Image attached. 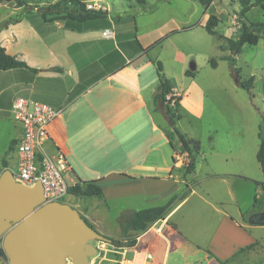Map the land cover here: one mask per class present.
<instances>
[{"label":"crops","instance_id":"0c3cea01","mask_svg":"<svg viewBox=\"0 0 264 264\" xmlns=\"http://www.w3.org/2000/svg\"><path fill=\"white\" fill-rule=\"evenodd\" d=\"M80 1L106 12V17L83 23L45 22L37 13H26L19 23L3 27L23 9L0 4L5 11L0 16V46L36 70L0 71V163L10 171L17 166L23 129L10 112L17 98L63 108L49 127L46 149L66 156L72 168L67 177L71 187L94 181L101 188L103 197L93 203L94 213L89 205L86 213L74 207L97 231L121 233L122 223L133 212L183 197L154 228L130 232L137 236L134 247L107 245L97 256L98 264H264V224L259 223L264 190L258 184L264 182V175L257 161L264 117V66L255 68L262 71L259 81L251 75L252 92L260 100L243 110L249 115L240 111L236 126L226 122L233 115L217 113V102L209 97L215 87L209 69L215 71L220 62L228 66L226 59L231 55L220 49L225 41L218 36L232 38L239 28L225 34L217 27V35L209 34L204 27L211 14L226 27L231 20L224 23L216 3L205 11L197 1L199 16L162 33L164 37L179 31L147 56L129 44L136 38V20L132 18L133 30L131 18L120 20L112 12L132 9L141 26L175 0H155V4L144 0L129 9H115L110 0ZM254 8L243 21L252 22L249 15ZM143 38L147 37L137 38L143 49L157 41L143 44ZM242 53L243 49L234 57L236 69ZM153 59L162 63L165 77L174 85L175 127L197 144L192 172L187 171V155L177 154L169 142L171 128L163 114L168 103H155L159 77ZM211 60H216V67ZM228 102L224 106L237 112L234 102ZM205 118L222 126L213 129L208 123L207 135L199 137L195 129ZM159 226L161 232H157Z\"/></svg>","mask_w":264,"mask_h":264},{"label":"trees","instance_id":"16d2710c","mask_svg":"<svg viewBox=\"0 0 264 264\" xmlns=\"http://www.w3.org/2000/svg\"><path fill=\"white\" fill-rule=\"evenodd\" d=\"M8 2L14 1L16 8H22L23 12L21 15L12 18L5 26L9 24L19 23L24 14L26 13H37L45 22H59V21H68L73 20L80 23L87 22L94 19L105 18L107 13L101 10H95L87 6V4L80 0H60L56 3L49 4L44 8H37V6H30L25 0H7ZM198 3L204 8L205 11L208 10L211 4L215 3L218 0H197ZM241 9L238 14V23H239V33L236 38H226L221 35L218 36L219 39L225 41V46H221V50H229L231 55L226 59L231 75L237 79V85L241 89L245 90L252 96L254 79H250L247 82L240 81L238 76V69L234 68V57L242 52V49L245 46L255 47L259 44L261 40H264V22H245L243 21L246 18L247 13L254 7L260 8L264 16V0H240ZM221 20L211 14L206 25L205 30L211 35H217L215 29L219 27ZM190 28H184L182 31H187ZM179 31H172L168 35L160 38L155 43L143 49L139 44L138 40L134 41L138 44V51H142L144 54L149 56L150 53L157 50L163 42L169 38L171 35L177 34ZM212 67L217 66L216 60L210 61ZM153 64L156 67L157 74L159 77V84L157 94L155 95V103L157 105L164 106L168 103L167 97L173 98L175 103H178V99L173 97L174 85L172 82L167 79L164 75V69L162 63L153 59ZM18 68H28L33 72H36L35 69L29 68L24 62L18 60L17 58L9 55L5 48L0 46V71H8ZM187 75H191L190 72H187ZM164 116L167 118L169 128L171 131L168 132L169 142L177 154L187 155L189 162L187 163V171L192 172L195 169V161L193 157V149L197 148V144L187 140L175 127V121L169 114V110L163 111ZM259 139H260V148L257 153V161L261 166V170L264 175V117L262 118L260 124ZM178 143L181 145V148L178 147ZM264 190V182L258 183ZM69 194L76 198H102L103 192L101 188L95 185L94 181L80 182L77 185L69 189ZM180 195L174 196L167 203L161 206L142 209L135 211L131 214L130 217L124 222L122 227L123 236H129L130 232L134 231L136 233H141L146 231L152 224L163 220L167 215L172 204L178 199H182ZM111 245L120 248H132L137 243V236L128 237L123 240L112 239ZM5 257V256H4ZM6 258V257H5ZM7 260V258H6ZM1 261V259H0Z\"/></svg>","mask_w":264,"mask_h":264},{"label":"water","instance_id":"95a60500","mask_svg":"<svg viewBox=\"0 0 264 264\" xmlns=\"http://www.w3.org/2000/svg\"><path fill=\"white\" fill-rule=\"evenodd\" d=\"M0 241L8 264H90L99 253L92 242L111 244L70 204L46 203L41 182L26 187L9 170L0 177Z\"/></svg>","mask_w":264,"mask_h":264},{"label":"rangeland","instance_id":"374dc122","mask_svg":"<svg viewBox=\"0 0 264 264\" xmlns=\"http://www.w3.org/2000/svg\"><path fill=\"white\" fill-rule=\"evenodd\" d=\"M25 1L30 3L33 6L37 5L40 8H44L48 6L49 4H53L56 2V0H25ZM110 1L112 4L114 3L115 9H123L125 6H128V9H129V7L138 6L137 5L138 2L143 3L144 0H139V1L135 0L133 1V4L129 2L126 3L127 0H120V1L110 0ZM148 1L151 4H155V0H148ZM215 3L220 10V16H222L224 23L230 22L231 20L228 27L224 25H219L218 29L220 30V32H223L225 34H228V33L231 34L235 30L236 27L239 28L240 26L238 23V20H239L238 14L241 9L240 0H218ZM0 4H7L9 8H14L15 2L14 1L8 2L7 0H0ZM210 7L208 8L207 11H209ZM163 8H164L163 11H159L158 13L156 12L155 14H153L152 17H150L151 18L150 22H144L145 24H142L141 25L142 27L137 24V16L133 17L134 11L132 9L129 10L128 12L114 11L112 12V14L115 17H118L120 20H123L125 18L126 19L131 18V20H129V23L133 24L132 26L133 28H134L135 20H136V31H137L136 33L137 34L135 36L136 37L135 39H137L139 36L141 37L146 36L147 38L145 39L143 38V42H142L143 44L149 43L152 40H156V39L158 40L162 37L161 36L162 33H165L168 30L177 29V27H179L178 25L181 26V25L187 24L193 21V18L196 19L197 15L199 16L198 8H197V0H194V2H192V0H175L172 6H165ZM181 9L187 10V12L180 11ZM9 11L11 12L12 10H9ZM4 12H5L4 9H0V16ZM132 18H134L135 20H133ZM249 19L254 23L264 22V16L260 8L255 7L254 10H252V12L250 13ZM133 30H135V28ZM238 33H239V29H238L237 34ZM235 34H236L235 32L231 34L232 38H236L238 36L237 34H236L237 36H235ZM134 40H132L129 44L131 46H134L135 50L138 51V44ZM263 61H264V42L259 43L255 47L245 46L243 48V53L240 59H238V64H239L238 76H239L240 81L247 82L250 79H253L251 78L252 77L251 75H255L256 76L255 79L259 81L260 78L258 75H260L262 71L260 70L257 71L255 70V68L261 69V66L262 65L264 66ZM228 66L224 62L222 63L220 62L219 67L215 71H212L211 69H209V72L211 73L212 78L215 80V87L211 91L210 93L211 95L209 97L217 102L216 103L217 107L215 108L217 113L224 114L225 116L233 115V118L228 119L227 121L225 117V121L227 122L228 125L236 126V122H238L239 117L242 115L240 111L244 113L243 110L250 109V102L257 101L260 99L256 96L255 91L252 92V96H251L248 92L238 87L237 79L233 77V75H230ZM228 101L234 102L236 107H233V109L236 110L237 112H231L230 108H227L226 106H224V104L227 105L229 103ZM176 106H177V103H175L173 98L171 99L170 97L168 101V105H167V110H169V114L172 118H174V120L177 116ZM259 107H261V104H259ZM249 113L250 112H247L246 114L245 112L244 114L249 115ZM220 121L223 122V120H220ZM208 123L213 129L215 127H218L217 129H219L220 128L219 125L222 126V124L217 120H206L205 118L201 126H199L197 129L194 128L199 137H203L207 135ZM211 133H212V136L215 135L214 130H212ZM66 202H68V204H70L72 207H78L83 213L84 212L86 213L89 210L88 208H86L88 205H89L88 207H91L92 209V210L90 209V211H92L93 213L96 211L95 208L93 207L94 205L93 203L97 202L96 198L95 199L90 198V197L89 198H75V197H72V195H70V199H67ZM92 216L94 217V215ZM126 220L124 222H126ZM124 222L121 225V229L123 227ZM92 227L95 228L94 226ZM99 232L103 234L101 231ZM103 235L108 237L109 239L112 238L116 240H123V239H127L128 237L134 236L132 235V233H130L128 237L127 236L125 237L123 236L122 231L121 233H118V234H108V235L103 234ZM92 244L99 249V253L97 254V256L103 253L107 245H109L108 243L97 242V241L92 242ZM0 245H1V241H0ZM97 256L90 259L93 262V264H98ZM0 259L2 260V264H8V261L6 260L5 257H2Z\"/></svg>","mask_w":264,"mask_h":264},{"label":"built area","instance_id":"2783aa9c","mask_svg":"<svg viewBox=\"0 0 264 264\" xmlns=\"http://www.w3.org/2000/svg\"><path fill=\"white\" fill-rule=\"evenodd\" d=\"M167 99L169 100L170 96ZM10 112L13 120L23 129L22 138L17 144V166L11 170L15 181L30 188L41 182L46 203H67L71 188L67 177L72 173V168L60 150L49 153L46 149L51 140L49 127L61 117L64 109L30 99L17 98ZM6 170L0 163V177ZM159 222L161 221L155 222L150 227L154 228ZM157 232H161V226L158 227ZM148 258L151 256L148 255ZM67 264H72V261L67 259Z\"/></svg>","mask_w":264,"mask_h":264}]
</instances>
